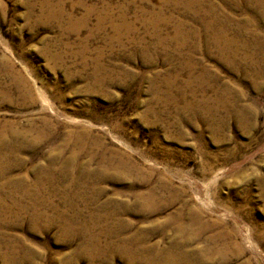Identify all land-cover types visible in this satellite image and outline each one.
<instances>
[{
	"label": "rangeland",
	"instance_id": "rangeland-1",
	"mask_svg": "<svg viewBox=\"0 0 264 264\" xmlns=\"http://www.w3.org/2000/svg\"><path fill=\"white\" fill-rule=\"evenodd\" d=\"M260 8L0 0V153L16 151L0 203L57 208L49 223L0 204V264H264V73L212 42L214 14L264 40Z\"/></svg>",
	"mask_w": 264,
	"mask_h": 264
},
{
	"label": "bare ground",
	"instance_id": "bare-ground-1",
	"mask_svg": "<svg viewBox=\"0 0 264 264\" xmlns=\"http://www.w3.org/2000/svg\"><path fill=\"white\" fill-rule=\"evenodd\" d=\"M247 1H250V2H253L255 1L261 8L260 10L262 9L261 11V14L264 16V0H247ZM236 2V1H235ZM188 8L191 7V3H185ZM210 10V9H209ZM254 11V10H253ZM214 12V11H212ZM252 12V11H251ZM90 14V11H87V14H86V17H88V15ZM213 14V13H212ZM252 14V13H251ZM209 15V13H208ZM254 16V15H253ZM86 17L83 18V20H86ZM255 18V17H254ZM257 20V18H256ZM255 21V20H254ZM85 23V22H84ZM214 40L212 41L213 44H214V49H215V53L217 54V57L219 56L220 58H222L223 60H226L227 62H230L232 61V59L234 60L236 57L239 56L240 54V50L243 51L244 53V58L247 62L250 63V67L254 68L256 71H262L264 73V40L262 38V36H259L257 34V28H256V25L253 23V22H248L247 25L244 26L242 25L241 27H239L237 29V33L239 34H234L235 36L233 38H229L227 33L229 31V26H227L226 24H223L222 21H218V15L217 14H214ZM218 27H216V25H218ZM208 29V28H207ZM249 34L250 36V39L249 40H243L242 42L240 41V39L243 37L242 34ZM259 36H257L256 34ZM230 35V34H229ZM175 36H179L178 35V31L175 32ZM242 36V37H241ZM177 39V38H175ZM242 40V39H241ZM239 42V45L237 44ZM178 48H180L181 46H183V44H178L176 45ZM242 57V56H241ZM226 58V59H225ZM235 65V64H234ZM187 83V82H186ZM27 90V89H26ZM227 92V91H226ZM26 98L31 101L30 99H32V94L27 91L26 92ZM45 102L46 99H44ZM47 124V123H45ZM5 132V131H4ZM41 133L43 134L44 136V130L41 131ZM13 134V133H12ZM8 135H6L5 133L1 134V137H0V141H4L6 140L8 137ZM16 136V135H15ZM41 136L40 133H38V139L40 141V139L43 137ZM68 146V144H64V148L67 149L66 147ZM83 145H79L78 146V149H76L75 151H73V154L71 156V158L68 160V162H71L73 163V170H72V173L75 174V170L76 168L80 167L81 166H77L76 167V164L77 165H81L78 163V156H79V151L82 152V149H83ZM64 149V150H65ZM7 150V149H6ZM7 153H11V154H7ZM16 153V151L14 150V148L12 149V147L10 148V150L8 152H5V153H0V180L1 181H5L4 183L1 184V186H5L6 184L8 185H12L15 181H16V178H14L12 176V171L15 169V166L14 164H11L8 160L11 161V156L14 155ZM70 164V163H69ZM84 164V163H83ZM50 167L53 165L51 164L50 162ZM116 166V165H115ZM103 167V166H102ZM112 166L110 165H107L106 168H109ZM105 167L104 168H101V174L103 175L104 179L106 180L107 178H109L110 176H108L107 174H110L108 169H106ZM77 170V172H79L80 170ZM116 169V170H115ZM114 169V175L117 177H126L127 175L124 174L123 172L121 173V169L119 167H116ZM124 169V168H123ZM127 170V169H126ZM49 171V170H48ZM43 172V171H42ZM46 172V170H45ZM40 174V173H39ZM42 174V173H41ZM40 174V175H41ZM46 174V173H44ZM91 172H88L86 173L85 176H88V177H91ZM43 175V174H42ZM46 176V175H45ZM102 178V177H101ZM103 179V178H102ZM110 179V178H109ZM118 181V180H117ZM116 181V182H117ZM36 183V182H35ZM45 183V178L43 176H38V182L36 183L37 186L36 188L38 190H42V187ZM76 191V190H75ZM73 192V198H76L79 200V197H81L80 195L81 194H78L77 192ZM78 191V190H77ZM13 193V192H12ZM153 193V192H152ZM27 196L30 195L29 191H27L25 193ZM97 194V193H96ZM12 197V196H11ZM43 198V196L39 193V196L38 198ZM148 198V197H147ZM12 200V199H11ZM15 200V199H14ZM86 200V199H84ZM94 200V199H93ZM151 200V199H150ZM40 199H35L34 203L31 204L30 207H24L22 206V204L20 205L19 203L15 202V201H12V205L8 206V205H2L1 203V207L3 208L4 212L5 213H15L16 214V218L19 217V216H23V213H29L31 212V216L34 217L33 220L37 221L39 219H46V221H48L49 223L51 222V218H48L47 215H46V212H43V209H48L49 207H52V209L55 211H57V208L53 205H50L48 203V201L46 200V202L44 203V198L40 201ZM95 201V200H94ZM2 202V201H1ZM11 202V201H10ZM81 202V201H78V203ZM77 203V202H76ZM84 203V202H83ZM147 203V202H146ZM151 203V202H150ZM145 205V204H144ZM149 205V204H148ZM78 206V205H77ZM152 206V205H151ZM71 209V208H70ZM144 209V207H143ZM148 209V208H147ZM16 210V212H15ZM72 211V210H71ZM74 212V211H73ZM80 212V211H79ZM98 212V211H97ZM77 213V212H76ZM103 213V212H102ZM75 214V213H74ZM112 214V213H111ZM8 215V214H7ZM26 215V214H25ZM28 215V214H27ZM65 213L64 214H57L56 216H58V218H64L65 219V223H62L63 225H65V229L64 230H67L69 228L72 227L73 225V222L71 219H68L66 218L65 216ZM81 215V214H80ZM115 214L113 215H107V217H111V216H114ZM10 216V215H8ZM55 216V217H56ZM79 216V215H78ZM96 216V215H95ZM73 217H77V215H74ZM80 217V216H79ZM106 217V216H105ZM112 218V217H111ZM15 219V218H14ZM76 219V218H74ZM32 220V219H31ZM32 220V221H33ZM79 220V219H78ZM41 221V220H40ZM39 222V221H38ZM87 226H84L82 225V227L80 228L81 230V234H86V230H87ZM112 231V230H111ZM108 233V232H107ZM113 236V235H112ZM93 240V239H92ZM91 240V241H92ZM113 241V240H112ZM125 241V240H124ZM90 242V241H89ZM88 242V243H89ZM84 243V241H83ZM93 243V242H92ZM98 243V242H97ZM87 245V244H86ZM118 247V246H117ZM10 249V248H9ZM11 250V249H10ZM91 251V250H90ZM16 252V251H15ZM12 254V253H11ZM13 254H15L13 252ZM91 255V254H90ZM8 256V255H7ZM27 256V255H26ZM9 257V256H8ZM25 259V258H24ZM28 260V259H27ZM23 261V260H21ZM171 261V259H170Z\"/></svg>",
	"mask_w": 264,
	"mask_h": 264
}]
</instances>
